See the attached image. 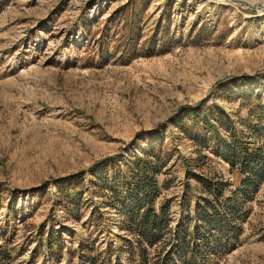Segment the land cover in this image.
Returning <instances> with one entry per match:
<instances>
[{"label": "rangeland", "instance_id": "1", "mask_svg": "<svg viewBox=\"0 0 264 264\" xmlns=\"http://www.w3.org/2000/svg\"><path fill=\"white\" fill-rule=\"evenodd\" d=\"M181 230L264 264V0H0V264H185Z\"/></svg>", "mask_w": 264, "mask_h": 264}, {"label": "trees", "instance_id": "2", "mask_svg": "<svg viewBox=\"0 0 264 264\" xmlns=\"http://www.w3.org/2000/svg\"><path fill=\"white\" fill-rule=\"evenodd\" d=\"M195 112H196V110L193 111V113H195ZM212 127H214V124H212ZM138 160L140 161L142 159H140L138 157ZM227 160L231 165H234L232 158L227 157ZM141 164H144L143 170L145 171L146 175L148 172H150L151 168H153L155 171H157L156 167H154V166L150 167L148 165L147 161H145L144 163L140 162V164L138 165L139 168H141ZM135 169L137 172L138 169L137 168H135ZM134 172H135V170L133 171V173ZM134 175H135L134 179L136 180V183L139 182L138 173H134ZM255 177H256L255 178L256 179L255 185H258L259 184L258 181L263 178V168L259 169L258 171L255 172ZM147 178H145V180L143 179L144 180L143 186H144L145 190H138V184L139 183H137V185H135V186L132 185V187H130V189H132V190H129L130 191V197H129L130 207H128V209L125 211L127 220L134 222L136 227H137L136 232H134V233L137 236H139L140 239H142V240L138 239L139 242H142V243H140L141 244L140 249H141L142 256H145L144 252H146V250H147V246H145L146 244L149 247H152L156 243H158L159 241L162 240V238H163L162 231L166 227L165 220H164V214H165V211H167V208L165 209V207H163V208H161V211L156 212V209L153 206L154 205L153 200L149 196V193L152 191L154 184L152 183V181H150ZM252 185H254V183ZM249 186H251V184ZM208 187H209V189L212 190L213 186L208 185ZM212 191H214V190H212ZM205 213H206V211H205ZM199 216L202 218H206L205 216H202L201 213L199 214ZM210 217L212 218L211 224L214 226V229L217 228V230L220 231L221 230L220 228H223V223H224V222H222L223 220L221 221V220L217 219L216 216H214V215L210 216ZM210 217H208L206 219H210ZM198 228H197V231H198ZM197 231H195V233ZM189 235H190V233H188L187 230H181V232H178L175 235V239L178 238L179 243L177 245L173 246V248L180 255L182 260L185 261V264H198L197 263V260H198L197 250L196 249L189 250L187 248L188 243L186 241V238L189 237ZM196 235H198V233H196ZM164 264H175V261H173L170 258V255L168 254L167 257L164 259Z\"/></svg>", "mask_w": 264, "mask_h": 264}]
</instances>
